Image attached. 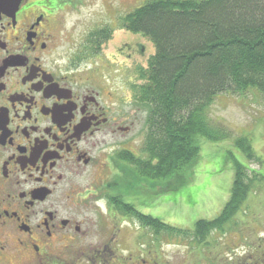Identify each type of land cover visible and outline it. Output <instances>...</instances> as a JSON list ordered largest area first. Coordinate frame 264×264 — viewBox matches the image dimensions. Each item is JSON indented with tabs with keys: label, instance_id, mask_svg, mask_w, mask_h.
Here are the masks:
<instances>
[{
	"label": "flooded vegetation",
	"instance_id": "af4514ba",
	"mask_svg": "<svg viewBox=\"0 0 264 264\" xmlns=\"http://www.w3.org/2000/svg\"><path fill=\"white\" fill-rule=\"evenodd\" d=\"M80 1L0 0V264L7 263L10 253L29 264H52L51 259L62 254L93 253V263L103 264L121 260L107 253L121 244L134 251L135 239L131 242L115 232L100 234L96 245L89 244L93 252L75 249L83 246L78 237L85 234L77 207L88 206L98 189L105 213H115L123 204L131 208L125 217L136 218L134 210L142 213L135 207L138 197L108 185L114 174H121L112 160L125 149L107 138L131 130L133 116L123 103L140 110L134 88L142 82L131 84V98L125 100L94 70L79 71L74 56L61 59L60 47H77V41L86 53L98 50L96 57L114 32L125 28L121 20L114 21L116 15H106L109 21H99L85 35L74 37V30L64 27L63 12ZM126 32L129 36L118 40V54L144 56L142 35ZM107 194L121 196L122 203ZM126 258L118 263L137 264L133 255Z\"/></svg>",
	"mask_w": 264,
	"mask_h": 264
},
{
	"label": "rangeland",
	"instance_id": "374dc122",
	"mask_svg": "<svg viewBox=\"0 0 264 264\" xmlns=\"http://www.w3.org/2000/svg\"><path fill=\"white\" fill-rule=\"evenodd\" d=\"M144 1L82 0L63 12L64 27L74 30V37L77 34L85 35V31L99 21H109L110 17L106 15H116L114 21L121 20L123 15ZM126 31L128 30L125 28L122 32L115 31L112 40L102 45V52L96 57L98 50L86 53L81 41L76 42L79 44L77 47L61 46L59 55L61 59L68 61L69 57L74 56L77 62H72L79 71L94 70L95 75L109 82V88L118 97L129 100L131 84L143 82L138 78L136 66H146L148 57L154 52V46L147 37L142 36L141 42L146 46L144 56L137 54L127 58L118 54L117 46L121 37L126 39L129 36ZM123 104L126 105L128 114L133 116L132 128L128 133L109 134L107 138L114 145H121L124 151L129 150L136 156L143 157L145 107L139 104L140 110L135 112L133 108H128L133 103L125 101ZM208 116L211 124L224 129L227 136L216 140L201 138L199 155L190 168L182 172V176L175 175L171 181L160 179L157 182L142 183L140 177L134 175L121 157L112 160L121 174H114L108 185L115 191L123 190L126 195L138 197L135 207L142 213L192 231L197 220L213 219L220 213L230 196L235 172L234 161L238 160L244 165L243 181L247 183V191L239 210L231 217L224 230L211 231L199 243L190 239L194 237L192 233L178 236L165 229L154 232L150 225L134 217H125L121 210L114 213L113 209L110 214L105 213V199L98 189V193L87 202L88 206L77 207V218L83 220L80 231L84 229L82 232L85 234L78 237L83 246L76 247V250L93 252L88 245H96L101 240L100 234L115 232L131 242L135 239L134 251L131 254L127 251L130 247L121 244L112 254L109 251L107 253L112 256L115 254L121 260L133 255L137 264H252L258 259L260 264H264V93L254 88L235 94L217 93L208 107ZM240 136L246 137L252 155L248 156L236 143ZM166 183V186L180 187L166 188ZM155 187L157 193H152ZM149 190L152 196L143 193ZM93 199L98 200L95 203ZM142 203L146 206L148 203V207ZM98 247L102 248V245ZM91 255L93 253L88 256L78 253L74 256L62 254L59 259L53 257L51 262L55 264L56 261L66 260L77 264H96L91 260ZM144 258L148 260L147 263L142 262ZM6 259V264H29V260L24 261L13 253L6 255ZM121 260L117 259L118 262ZM118 262L108 259L103 264H119Z\"/></svg>",
	"mask_w": 264,
	"mask_h": 264
},
{
	"label": "trees",
	"instance_id": "16d2710c",
	"mask_svg": "<svg viewBox=\"0 0 264 264\" xmlns=\"http://www.w3.org/2000/svg\"><path fill=\"white\" fill-rule=\"evenodd\" d=\"M121 24L147 37L154 52L146 66L137 68L143 82L134 88L146 111L143 157L130 151L116 157H122L142 183L171 181L198 157L201 138L227 136L208 118L217 93L250 88L264 93V0H145L123 15ZM236 143L252 155L246 137H238ZM243 166L234 161L230 196L220 213L197 220L192 231L135 210L133 215L154 232L192 233L190 239L199 243L211 231H223L239 210L247 191ZM153 192L157 193L156 187ZM123 205L119 208L123 213L131 211L128 204ZM258 260L252 264H260Z\"/></svg>",
	"mask_w": 264,
	"mask_h": 264
}]
</instances>
